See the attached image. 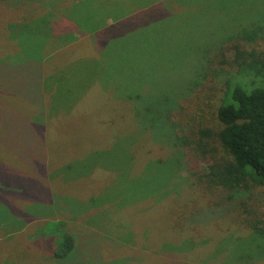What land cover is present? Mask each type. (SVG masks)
Here are the masks:
<instances>
[{"label": "rangeland", "instance_id": "374dc122", "mask_svg": "<svg viewBox=\"0 0 264 264\" xmlns=\"http://www.w3.org/2000/svg\"><path fill=\"white\" fill-rule=\"evenodd\" d=\"M233 44L264 52V0H0V264H264L174 138Z\"/></svg>", "mask_w": 264, "mask_h": 264}, {"label": "trees", "instance_id": "16d2710c", "mask_svg": "<svg viewBox=\"0 0 264 264\" xmlns=\"http://www.w3.org/2000/svg\"><path fill=\"white\" fill-rule=\"evenodd\" d=\"M231 48L229 62L235 72L216 107V126L207 128L198 111L189 109L196 92L186 102L194 124L184 133L176 131L174 138L189 166L205 167L196 174L203 193L215 197L221 209L241 212L240 221L264 236V214L250 197L255 186L264 184V52H245L236 44ZM219 55L224 56L223 47ZM201 103L192 105L202 112ZM64 247L73 248V238L66 233Z\"/></svg>", "mask_w": 264, "mask_h": 264}]
</instances>
